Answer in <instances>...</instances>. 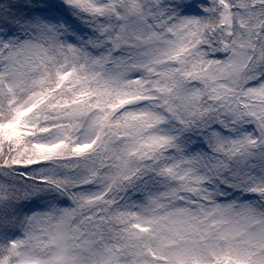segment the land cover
<instances>
[{
	"label": "snow or ice",
	"instance_id": "6c2138e0",
	"mask_svg": "<svg viewBox=\"0 0 264 264\" xmlns=\"http://www.w3.org/2000/svg\"><path fill=\"white\" fill-rule=\"evenodd\" d=\"M0 264H264V0H0Z\"/></svg>",
	"mask_w": 264,
	"mask_h": 264
}]
</instances>
